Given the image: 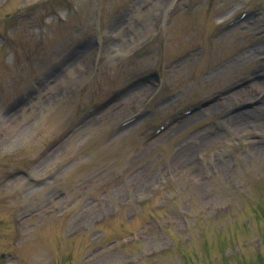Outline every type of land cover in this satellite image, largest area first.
I'll use <instances>...</instances> for the list:
<instances>
[{
    "label": "rangeland",
    "instance_id": "1",
    "mask_svg": "<svg viewBox=\"0 0 264 264\" xmlns=\"http://www.w3.org/2000/svg\"><path fill=\"white\" fill-rule=\"evenodd\" d=\"M263 258L264 0H0V264Z\"/></svg>",
    "mask_w": 264,
    "mask_h": 264
},
{
    "label": "bare ground",
    "instance_id": "2",
    "mask_svg": "<svg viewBox=\"0 0 264 264\" xmlns=\"http://www.w3.org/2000/svg\"><path fill=\"white\" fill-rule=\"evenodd\" d=\"M56 74H57V72H56ZM23 103H24V101H23ZM205 109H206V107H205ZM204 111H205L204 109L201 110V112H204ZM251 112L252 111H247V110L246 111H240L234 115L227 117L225 120V122L227 121L229 123V125H227V127H226L227 132H232V130L238 129L239 125H241L240 123L243 122V116L250 115ZM12 116H14V115H12ZM3 122H6V120H3Z\"/></svg>",
    "mask_w": 264,
    "mask_h": 264
},
{
    "label": "flooded vegetation",
    "instance_id": "3",
    "mask_svg": "<svg viewBox=\"0 0 264 264\" xmlns=\"http://www.w3.org/2000/svg\"><path fill=\"white\" fill-rule=\"evenodd\" d=\"M258 261H259V264H264V258Z\"/></svg>",
    "mask_w": 264,
    "mask_h": 264
}]
</instances>
